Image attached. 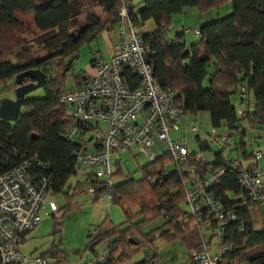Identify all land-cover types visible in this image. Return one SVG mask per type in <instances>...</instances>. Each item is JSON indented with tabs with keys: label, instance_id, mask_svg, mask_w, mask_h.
<instances>
[{
	"label": "trees",
	"instance_id": "1",
	"mask_svg": "<svg viewBox=\"0 0 264 264\" xmlns=\"http://www.w3.org/2000/svg\"><path fill=\"white\" fill-rule=\"evenodd\" d=\"M127 1L128 18L138 31L147 19L155 24L153 31L142 33V42L149 48L154 77L171 91L178 108L194 119L207 113L215 130L224 127L225 132L240 127V135L264 131V0H142L134 6ZM118 6L119 0H46L42 6H38V0H0V97L12 91L14 76L21 71L38 69L46 77L42 97L26 94L14 121L0 119V171L25 155H38L50 165L53 194L62 193L68 207L96 181L82 177L69 184L76 177L71 156L75 145L64 139L69 113L58 98L67 87L83 86L88 75H66L64 71L70 68L67 62L77 55L82 44L114 25ZM221 7L230 8L229 14L197 27V36L190 33L196 37L194 42L182 41L186 34L183 29L174 38L167 37L172 15L185 8L204 13ZM18 15L29 21H21ZM76 20H81L77 30ZM121 76L131 89L139 85L138 78L126 67ZM68 77L72 78L69 86ZM240 87L245 89L247 101L239 98L244 109L238 114L230 97L238 95ZM195 142L199 151H189L191 158L194 153L211 150L207 141L197 135ZM251 143L257 142L252 138ZM222 156V150L216 151L213 161L202 165L192 159L191 164L201 175L223 165L229 156ZM184 177L167 153L139 165L132 173L123 170L119 158L114 160L110 202L119 208L123 222L119 226H95V234L90 236L88 232L86 236L84 250L93 253L108 241V257L102 264H146L150 260L160 264L155 240L164 244L180 239L189 250H201L207 242L183 204ZM208 192L236 216L224 225L223 239L228 250L223 263L264 264V223L260 220L264 201L256 206L242 204L243 191L236 172L227 169ZM159 218L162 222L158 226L142 232L144 226ZM53 219L58 232L60 223ZM59 253L53 245L45 254Z\"/></svg>",
	"mask_w": 264,
	"mask_h": 264
},
{
	"label": "built area",
	"instance_id": "2",
	"mask_svg": "<svg viewBox=\"0 0 264 264\" xmlns=\"http://www.w3.org/2000/svg\"><path fill=\"white\" fill-rule=\"evenodd\" d=\"M114 26L113 53L106 60H93V72L84 85L67 87L58 98L69 113L64 139L75 145L71 153L74 174L95 179L96 184L85 191L90 201H110L112 161L118 159L120 152L135 147L152 162L156 157L152 146L154 140L158 141L162 153L169 154L185 176L183 204L188 214L199 231L207 227L211 239H215L216 249L212 253L208 251L210 241L201 250L192 249L189 264H224L228 250L223 239L224 225L236 216L208 189L224 176L226 169L236 172V181L243 191L242 204L256 206L264 201V169H244L240 160L227 157L223 165L197 174L191 160L206 164L203 152L194 153L191 158L186 141L169 135L181 127L184 117L188 118L187 128L197 132L195 119L174 104L171 91L154 77L149 48L142 42V33L128 18L127 0H119ZM182 32L198 35L197 28ZM124 67L138 78L136 88L131 89L123 82ZM238 96L247 101L243 87L239 88ZM239 130L236 127L218 134L212 128L207 134V145L228 147V139L231 135L236 138ZM263 153L264 137L250 144V155L255 161ZM51 183L50 165L36 154L25 155L0 171V264H102L108 257V241L100 244L89 258L76 262L66 261L60 253L36 257L21 253L20 247L28 233L40 223V214L47 216L57 211ZM260 220L264 223V214ZM95 231L93 227L89 235L93 236ZM146 264L154 262L150 260Z\"/></svg>",
	"mask_w": 264,
	"mask_h": 264
},
{
	"label": "rangeland",
	"instance_id": "3",
	"mask_svg": "<svg viewBox=\"0 0 264 264\" xmlns=\"http://www.w3.org/2000/svg\"><path fill=\"white\" fill-rule=\"evenodd\" d=\"M84 2V0H81ZM136 1V0H135ZM46 0H38V6H42L45 4ZM225 7H221V13L216 17V15H209V14H200L197 10L194 8L191 11H194L196 13L195 15H200L201 17H207L209 15L208 21L210 22L212 20H215L217 18H222L229 14V12H224ZM219 10V11H220ZM213 12L208 13H215L214 11H218L216 9L211 10ZM180 14L173 15L172 21L170 22L168 29H167V35L169 37H173L175 33H177L179 30L178 23L176 19L179 17ZM196 17V16H195ZM18 18L21 21H29L28 17H24L23 15H18ZM179 19V18H178ZM81 20L75 21V28L77 30V26L80 24ZM186 26L191 27L193 26V22L191 21V17L188 16L185 22ZM187 29V28H185ZM191 29V28H189ZM187 35L190 33H186ZM186 35V38L189 39V37ZM94 43L88 42L86 44H82L77 52V55L73 57L70 61V68L67 70L65 69L66 75L71 74H78L80 72H84L86 75H91L93 72L92 66H91V49L94 48ZM14 63V62H13ZM67 68V67H66ZM72 84V78L68 77L66 78V85L69 86ZM11 95V93H8ZM6 96V95H5ZM27 96L32 97H42L43 92L41 88L35 89L28 93ZM231 103L235 106L236 112L239 114L241 109H244V105L239 104V96L238 95H232L230 97ZM252 101H250L249 107L252 108ZM187 117H184L181 121L182 125H186L187 127ZM195 123L198 127L197 132H192L191 130L185 129V133L183 134L182 130H179L178 132L170 131L169 135L172 139H181L185 140L187 143L188 150L191 152L199 151L198 146L195 142V136L197 135L200 140H207V134L210 133L212 130V127L208 120V115L205 112L200 113L195 118ZM88 132H86L87 134ZM88 136V135H86ZM163 147V146H162ZM152 150L155 153V155H160L163 150L160 147V144L158 141L154 140V144L152 146ZM119 161L123 166V170L125 172L132 173L135 171V169L139 166L147 162L146 157L139 153L138 149L135 147L130 148V152L123 151L120 152L118 155ZM112 161V160H111ZM260 164L262 166V162L264 163V157L260 159ZM137 174H134V177H137ZM80 179L79 177L72 178L69 181V184H72L75 180ZM66 190V188H65ZM52 199L57 207V211L53 212L47 216H42L40 227L42 225V235L38 237H30V233H28L26 239L24 240L23 244L21 245V253L26 256L29 254L27 253L26 249H32L35 248V251L33 254H38L40 251L47 250L51 244L58 243V249L62 252H60L68 262H76L79 260H84L85 257L89 255L91 256V253L89 251L84 250V246L86 244V236L88 235V232L95 227L98 223H93L89 221L93 214L98 213L99 206L102 204L100 201L91 202L89 201V197L87 196L86 192H83L82 194L76 196L71 202H69V207L67 205V201L64 199V196L62 193L53 194ZM98 202L100 204H98ZM102 202V201H101ZM182 208L185 209L183 206ZM100 215V214H99ZM53 216V217H52ZM96 217V216H94ZM105 217V215H104ZM57 219V221L60 223V228L57 229L58 232L54 229V219ZM93 218V217H92ZM97 218V217H96ZM162 222V219L159 218L150 224L144 226L142 228V232H146L156 226H158ZM203 230V236L204 240L206 242L210 241V246L208 247V251L210 253L214 252L216 249L215 245V239H211L209 230H205V227H202ZM54 233V234H53ZM154 246L156 248V253L159 259V263L161 264H187V260L189 259L190 251L189 248L186 245V242L176 239L168 243H162L159 240L154 241ZM36 257V256H34ZM139 258V255L133 258L134 260H137ZM51 264V263H48ZM130 264V263H125Z\"/></svg>",
	"mask_w": 264,
	"mask_h": 264
},
{
	"label": "crops",
	"instance_id": "4",
	"mask_svg": "<svg viewBox=\"0 0 264 264\" xmlns=\"http://www.w3.org/2000/svg\"><path fill=\"white\" fill-rule=\"evenodd\" d=\"M141 1L142 0H136V1L131 0V4L134 6V5H137ZM192 9L193 8H185L182 13H179L180 14L178 17L179 19L178 18L176 19V21L178 23V28H179L178 29L179 31L177 33H179L182 29H185V28H188V29L189 28L193 29L195 27L199 28L203 23H205L206 21H208V19H210V18H208L209 15L211 16L214 14L217 17L219 15V13H221L220 9H216L218 11H214L215 13L210 14L208 12H213V11H211L213 9H210V10L204 12L205 14H209V15H207V17H201L200 15H198V16L195 15L196 13H194V11H191ZM224 12L228 13L229 9H227V8L224 9ZM200 14H203V13H200ZM174 15H176V14H174ZM188 16L191 17V21L193 22V26H191V27H188L185 24ZM172 17H173V15L171 16V19H172ZM154 29H155L154 22L151 19H147L139 27V32L147 33V32L153 31ZM114 33H115V26L112 25L109 28H107L106 30L99 32L90 41V42L94 43V45H93L94 48H92L90 50L91 54H92L91 61H93L95 59L106 60L109 57V55L113 53V45L115 44ZM177 33H175L173 37H169L168 35H167V37L169 39H172L175 37V35ZM186 35L187 34L182 35V41L185 44H190L196 40V37H194L192 34L187 35L189 37V39L186 38ZM5 95L7 96L10 94L5 93L3 96H5ZM208 120H209V117H208ZM185 127H186V125L181 124V127L174 132H178L179 130H182L183 134H184L186 132L185 129L187 128V127L186 128ZM224 130H225L224 127L216 128V132L218 134L223 133ZM262 137H264V131H262V130L261 131L260 130L246 131L244 135H240V133H239L238 137L229 139L228 147H226L224 149H220L218 146H211L210 147L211 150L209 152H203V154H204V157L206 158V160L211 162L214 159L213 158L214 152H216V151L218 152V151L222 150L223 151L222 157L229 156L232 159L240 160L243 168H246V169L260 168V169H262V168H264V163L262 162V166H261L260 160L255 161L249 155L251 139L254 138L255 141L258 142ZM175 140H179V139H175ZM127 151L130 152V149ZM91 202H96V201H91ZM100 203L102 205L98 207L99 208L98 213L93 214L92 215L93 218L91 217V219L89 221H91L93 223H98L99 221H101L95 226H98L102 223L105 226H119L123 222V216H122L119 208L107 200H100ZM100 203L98 202V204H100ZM104 215H105V217H104ZM40 216L42 219V216H44V215L41 213ZM94 216H96L97 218ZM41 219H40V223H41ZM40 223L32 230L30 237H31V235L34 238L42 235V225L40 227ZM28 237L29 236H27V238ZM53 245H56L58 252H61L58 249V243L57 244H55V243L51 244V246L47 250L40 251L38 254H33L35 251L34 247L32 249H26V250H27V253L29 254L28 256H30V257L40 256V255L47 253L52 248ZM20 249H21V247H20ZM84 249H85V246H84ZM87 258H89V255L87 257H85L84 259H87ZM187 264H189V259L187 260Z\"/></svg>",
	"mask_w": 264,
	"mask_h": 264
},
{
	"label": "water",
	"instance_id": "5",
	"mask_svg": "<svg viewBox=\"0 0 264 264\" xmlns=\"http://www.w3.org/2000/svg\"><path fill=\"white\" fill-rule=\"evenodd\" d=\"M70 61L67 62V65ZM46 77L38 69H27L14 76L15 87L11 95L0 97V119L12 122L16 119L21 108L23 97L31 91L41 88Z\"/></svg>",
	"mask_w": 264,
	"mask_h": 264
}]
</instances>
